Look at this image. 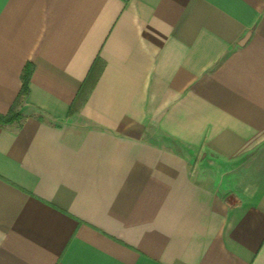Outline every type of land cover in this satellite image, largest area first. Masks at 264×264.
Listing matches in <instances>:
<instances>
[{
    "label": "crops",
    "instance_id": "obj_1",
    "mask_svg": "<svg viewBox=\"0 0 264 264\" xmlns=\"http://www.w3.org/2000/svg\"><path fill=\"white\" fill-rule=\"evenodd\" d=\"M27 64L0 264H264V0H0Z\"/></svg>",
    "mask_w": 264,
    "mask_h": 264
},
{
    "label": "trees",
    "instance_id": "obj_2",
    "mask_svg": "<svg viewBox=\"0 0 264 264\" xmlns=\"http://www.w3.org/2000/svg\"><path fill=\"white\" fill-rule=\"evenodd\" d=\"M30 71H31L30 65L29 64L25 65V67L22 71V75H21L22 86H21V90L19 92V95H18L17 99L14 101V103L10 106L7 113L4 115L0 114V124H8V123H11L13 121H17L21 118V114L18 112L16 107L21 103L23 96L27 92V80H28V76H29Z\"/></svg>",
    "mask_w": 264,
    "mask_h": 264
},
{
    "label": "rangeland",
    "instance_id": "obj_3",
    "mask_svg": "<svg viewBox=\"0 0 264 264\" xmlns=\"http://www.w3.org/2000/svg\"><path fill=\"white\" fill-rule=\"evenodd\" d=\"M216 169V168H215Z\"/></svg>",
    "mask_w": 264,
    "mask_h": 264
}]
</instances>
